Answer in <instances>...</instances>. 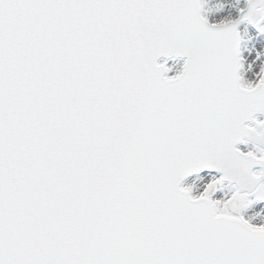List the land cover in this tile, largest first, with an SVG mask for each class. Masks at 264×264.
Returning <instances> with one entry per match:
<instances>
[{
  "label": "snow or ice",
  "instance_id": "1",
  "mask_svg": "<svg viewBox=\"0 0 264 264\" xmlns=\"http://www.w3.org/2000/svg\"><path fill=\"white\" fill-rule=\"evenodd\" d=\"M260 117L264 0H0V264H264Z\"/></svg>",
  "mask_w": 264,
  "mask_h": 264
},
{
  "label": "water",
  "instance_id": "2",
  "mask_svg": "<svg viewBox=\"0 0 264 264\" xmlns=\"http://www.w3.org/2000/svg\"><path fill=\"white\" fill-rule=\"evenodd\" d=\"M170 63H172L171 61H170ZM183 64V60H178V62H177V66H181ZM261 119H263L262 117H260Z\"/></svg>",
  "mask_w": 264,
  "mask_h": 264
}]
</instances>
